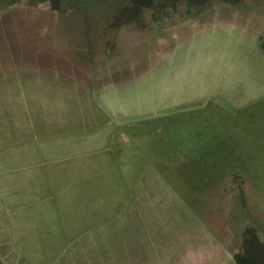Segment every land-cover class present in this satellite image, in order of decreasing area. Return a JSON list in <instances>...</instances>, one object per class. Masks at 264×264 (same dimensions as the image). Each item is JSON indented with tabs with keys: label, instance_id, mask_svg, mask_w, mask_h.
Returning a JSON list of instances; mask_svg holds the SVG:
<instances>
[{
	"label": "rangeland",
	"instance_id": "rangeland-1",
	"mask_svg": "<svg viewBox=\"0 0 264 264\" xmlns=\"http://www.w3.org/2000/svg\"><path fill=\"white\" fill-rule=\"evenodd\" d=\"M0 227L3 264L264 243V0H0Z\"/></svg>",
	"mask_w": 264,
	"mask_h": 264
},
{
	"label": "trees",
	"instance_id": "trees-1",
	"mask_svg": "<svg viewBox=\"0 0 264 264\" xmlns=\"http://www.w3.org/2000/svg\"><path fill=\"white\" fill-rule=\"evenodd\" d=\"M193 1L186 0L188 4ZM235 264H264V243L261 242L252 228H246L243 234L241 252L234 256Z\"/></svg>",
	"mask_w": 264,
	"mask_h": 264
},
{
	"label": "crops",
	"instance_id": "crops-1",
	"mask_svg": "<svg viewBox=\"0 0 264 264\" xmlns=\"http://www.w3.org/2000/svg\"><path fill=\"white\" fill-rule=\"evenodd\" d=\"M1 230L2 228L0 227V254L2 256V259L11 263H16L17 258H15V253L10 249L9 242L7 241V238L2 234ZM1 248H3V252L1 251Z\"/></svg>",
	"mask_w": 264,
	"mask_h": 264
},
{
	"label": "water",
	"instance_id": "water-1",
	"mask_svg": "<svg viewBox=\"0 0 264 264\" xmlns=\"http://www.w3.org/2000/svg\"><path fill=\"white\" fill-rule=\"evenodd\" d=\"M0 264H3V262L1 261V259H0Z\"/></svg>",
	"mask_w": 264,
	"mask_h": 264
}]
</instances>
